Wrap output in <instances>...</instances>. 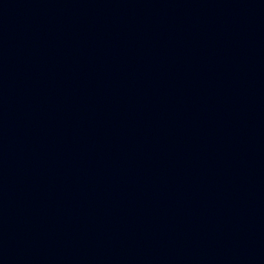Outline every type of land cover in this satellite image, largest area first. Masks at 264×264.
<instances>
[{
    "label": "water",
    "instance_id": "95a60500",
    "mask_svg": "<svg viewBox=\"0 0 264 264\" xmlns=\"http://www.w3.org/2000/svg\"><path fill=\"white\" fill-rule=\"evenodd\" d=\"M0 264H264V0H0Z\"/></svg>",
    "mask_w": 264,
    "mask_h": 264
}]
</instances>
